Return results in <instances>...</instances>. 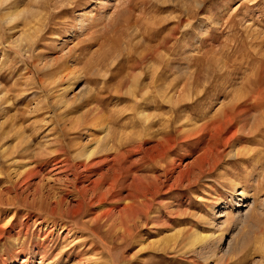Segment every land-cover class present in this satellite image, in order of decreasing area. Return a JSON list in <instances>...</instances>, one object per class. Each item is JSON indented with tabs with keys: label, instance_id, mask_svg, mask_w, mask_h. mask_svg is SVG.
Listing matches in <instances>:
<instances>
[{
	"label": "rangeland",
	"instance_id": "374dc122",
	"mask_svg": "<svg viewBox=\"0 0 264 264\" xmlns=\"http://www.w3.org/2000/svg\"><path fill=\"white\" fill-rule=\"evenodd\" d=\"M104 127L127 142L142 135L148 148L162 135L176 140V170L130 237L116 221L127 185L159 166L147 159L129 168L140 157L131 146L99 155L94 162L111 157L92 169L78 165L80 149H99ZM235 149L254 155L227 156ZM263 167L264 0H0V264H148L165 254L158 245L137 253L142 240L180 229L223 231L217 257L234 237L229 264H261L264 216L259 225L256 214L237 218L250 202L258 211L264 204ZM182 170L187 179L173 186ZM83 171L89 180L73 181ZM104 173L99 194L111 192L102 207L73 214L84 186ZM109 210L113 220L93 223ZM206 250L185 251L180 264H214Z\"/></svg>",
	"mask_w": 264,
	"mask_h": 264
},
{
	"label": "bare ground",
	"instance_id": "6f19581e",
	"mask_svg": "<svg viewBox=\"0 0 264 264\" xmlns=\"http://www.w3.org/2000/svg\"><path fill=\"white\" fill-rule=\"evenodd\" d=\"M15 13L16 12L13 11V12L6 13L7 15H5V14L4 15H5V17L7 16V17H10V19H13L15 17ZM60 66L61 65H59L56 62L55 63L52 62L49 67H51L50 69H51L52 73L55 76H58L59 78H61V80L63 81V79H64L63 78V75H60L59 76V74L62 72V69H61ZM88 66H89V64H88ZM64 75H65V73H64ZM139 75L141 77V73ZM139 75L136 77V79L137 78H140ZM73 80H74V78H73ZM59 82H61V81H59ZM56 84L57 85L54 84L55 86L54 85L51 86L50 89L51 90L55 89V91L56 90L59 91L58 88L60 86H62V85L60 83L59 84L56 83ZM73 84H74V82H73ZM70 86H72L71 85V82H70V84L68 86L64 87L63 89H65V91H66V88H69ZM147 89H146V91H147ZM165 89H167V88H165ZM61 90H62V88H61ZM163 90H160V91H163ZM160 91H158V93ZM82 92L84 94L86 93L85 91H82ZM171 92H173V91H171ZM145 93H147V92H145ZM143 96H145V95H143ZM81 97H83V96H81ZM81 97H80V100L82 99ZM148 97L149 96H147L146 98H148ZM173 99H174L173 96H169L166 101H168V103H169V102L173 101ZM142 101H143V99H140L139 101H137V106H139ZM141 117H143L145 119L144 121H146L145 122L146 125H148L150 123L151 119H152V118H150L149 113L147 114L146 112L145 113H142L141 114ZM137 118H139V117H137ZM218 119L219 120L220 119H223V120L225 119L226 125L232 123L233 120H234V118L228 117L227 115H222L220 117L218 116ZM203 127L204 126H202L201 130H203ZM257 128H259V126H257ZM242 129L245 130L246 128H242ZM198 130H200V129H198ZM198 130H197V132L194 133V135H196V137L198 136V134L201 131L200 130L198 132ZM246 130L249 132L248 134H251L252 132H255V130H254L253 127H251L250 129H246ZM103 131L106 132V133H105V137L102 135L103 138H98V142L101 143V145H99L100 147H98L99 149H97V147H96L97 150L94 149V148H90L89 146L88 147H83L75 155L76 156V159L78 160V163H79L78 165H80V166H82L84 168H90V169H92V167L94 168L98 164L102 163L103 160H105V159L107 160L108 158L111 157V156L110 157H106L102 161L100 160L98 162L97 161L94 162V160H96V158L99 155H102V154L105 153V156H108L109 154H111L112 151L113 152H116L121 147L131 146L130 148H132L133 150L132 149L130 150V154L133 153V151H137V152H139L140 157L138 159L133 160L132 162H130L129 168H131L132 166L136 165L137 163L138 164H144L145 160H147V159L153 160L154 161V164H157L159 166V169L158 170H159L160 174H157V175H148V176H141V175H135L134 174L132 181L127 185V188H129V192L124 196V202H125L124 204L125 205H124V208L122 209V211L120 212V215L118 216V214H117V216H116V219L117 220L116 221L119 222V224H120V230L123 231V234H125L127 237L128 236L130 237V236L133 235V231H134L135 228L137 229V228H139L141 226H144L145 223H143L141 221V217H143V216H147L148 217V214L151 211V208H152V206L154 204V201L156 200V198L158 196L157 194H159L160 191H161L160 183H161V185L162 184L165 185V183L170 179L169 178V175L173 174L175 172V170H176V165H177L176 164V161L173 158H170V152L173 150L174 145H175L174 142L176 140L172 136L162 135L156 141L154 140L155 141L154 145H152V146H150L148 148L145 144L146 143H149L150 141H149V139H145L142 135H141V137H139V141L138 142H135V140L134 141H131V142H127L126 140L123 141L122 136L120 135L121 133L120 134H115V136H114V134L113 135H110L111 133L109 132V127H104L103 130H102V132ZM167 133H169V132H167ZM192 134L193 133H191L188 137H191ZM130 144H132V145H130ZM228 144L231 147L230 142ZM26 148H28V147H26ZM62 151H65V149L63 148ZM203 152H204L203 154H201L200 156H198L195 159V163L198 164V162L200 160H203V158H205L207 156L206 154L209 152V150L208 149H205V151L203 150ZM250 152L251 151L250 150H247V149H235V150H232V151H228L227 156H230V157L231 156L239 157L241 155H244V154H247V153H250ZM135 154H138V153H135ZM124 155H125V153L122 154V156L125 158ZM252 155H254L253 152H252V154L250 153V156H252ZM114 161H115V158H114ZM103 163H104V161H103ZM72 165H74V164H72ZM262 165L263 164H261V166ZM69 166H71V165H69ZM73 168H75V167H73ZM126 170L128 171V168L127 167H126ZM259 170H261V169H259ZM263 170H264V167H263ZM116 172L117 171H114V174H116ZM262 173H263V171H262ZM257 174H258V172H257ZM33 175H35V174H33ZM73 175H74V180L73 181H75V182L80 181L79 183H82L83 181L89 180V178H90V174H86L84 171L81 172V173H74ZM108 175H107V173H104V174L100 175L98 178L90 181L87 185L84 186V188L81 191V195L82 196H81V200L79 201L78 207H75V205L72 203L74 205V208L71 209V212L73 214H77L80 210H82L83 205L86 204V203L87 204L88 203L89 204L97 203L99 206L102 207V203L105 201V199L107 198V196H109L108 193L110 191V188L108 190L106 189L107 191L104 192V195H100L99 194L100 192L98 191V189L101 188V185L102 184H104V182H103L104 181V178L106 176H108ZM261 175H263V174H261ZM187 177L188 176L186 175V170L180 171V173L178 174V176H175V178L173 179L174 180L173 186H179L180 183L183 184L184 180H186ZM28 179H31V177H28ZM67 179H68V177H67ZM190 180H192V179H190ZM42 181H44V179ZM193 181H194V179H193ZM229 182L231 184L230 185L231 188L233 190H236V192H238V187L240 186L239 183L236 182V180L233 179V177H230ZM39 184L41 186H45L44 185L45 182H41ZM236 184H238V185H236ZM240 191H241L240 194H238L239 196H243V195L247 196L245 194V191H242V190H240ZM49 192H50V189H49ZM146 192H148V193L153 192L152 197L151 198H147V196H146L147 193ZM43 194H45V193H43ZM48 196L46 195V197H48ZM59 196H61V195H59ZM44 199H43V201H44ZM54 200H56V198ZM58 200H60V202H62V199L61 198H59ZM66 201H67V199H66ZM61 206H59L58 208H60ZM245 207H246L245 211L242 212V213H240V215L238 216L239 218H237V219H239V223L240 224L241 223H246L247 221H249L250 219H252V216L254 217V215L256 214L255 215L257 217L256 218V225L257 224L259 225L260 222H261L262 216H264V204L261 205V207H258L260 209L259 211H258V209H256L255 204L254 203H251V202L249 204L245 205ZM113 217H114V215H113V211L112 210L105 211V212L99 214L97 217H95L94 220H93V223H96V224H100V223L106 224L107 223L108 224L111 220H113ZM153 219H155V218H153ZM114 220H115V218H114ZM147 221L149 222V220H147ZM222 227H220V228H222ZM263 227L262 228L260 227L261 228L260 229V232L261 233H264V228ZM114 229H115V227L113 226V229L112 230H114ZM116 231H118V230H116ZM223 235H224L223 231L219 234V233H215V232H213V233H204V232L199 231V230L180 229V230H176V231H174V232H172L170 234L164 235L163 239L159 243H158V241L157 242H148V243H146L145 240H142V242H141V248L137 251V253L144 252V251H146V249H148V248L151 249V247H156L158 245L159 249H157V251L160 252L161 254H165V257L166 258L164 257L161 260H159V259L157 260L156 259L153 262L148 263V264H180L181 263L180 260L181 261L183 260L182 256L185 255L184 254L185 251H188V252H196V251H200L202 249H205L206 250V248H207V249H209V254L206 257V261H210L211 260V263L213 262L214 264H229L232 261H234L233 259L235 258V250H236V245H237L238 242L236 241V239L234 237H231V239H230V241L228 243V246L225 249V252L221 255V257H219V256L217 257V254L220 253L221 244H222L223 238H224ZM206 263H208V262H206ZM261 264H264V255L262 257Z\"/></svg>",
	"mask_w": 264,
	"mask_h": 264
}]
</instances>
